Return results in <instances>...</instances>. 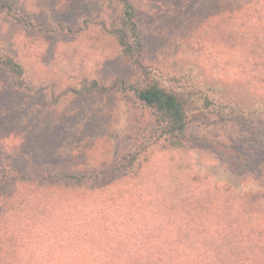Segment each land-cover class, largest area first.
<instances>
[{"label":"rangeland","instance_id":"rangeland-1","mask_svg":"<svg viewBox=\"0 0 264 264\" xmlns=\"http://www.w3.org/2000/svg\"><path fill=\"white\" fill-rule=\"evenodd\" d=\"M128 1L142 45L130 58L113 36L123 10L117 0H0V61L22 70L19 88L0 65V225L6 202L16 203L32 177L55 173L38 189L60 198L70 190L57 175L97 168L109 175L88 190L127 186V195L163 198L166 213L171 202L192 199L191 190H216L230 205L257 200L264 231V58L254 66L244 47L264 36V0ZM93 84L116 89L87 93ZM149 86L184 105L188 126L179 150L163 142L152 111L134 98ZM77 215L74 204L53 203L38 222L57 231L84 220ZM25 217L13 227L29 228ZM120 231L112 225L103 233L118 246ZM165 240L162 257L174 245L172 236ZM3 249L0 241V264ZM10 261L29 264L22 254Z\"/></svg>","mask_w":264,"mask_h":264},{"label":"trees","instance_id":"trees-1","mask_svg":"<svg viewBox=\"0 0 264 264\" xmlns=\"http://www.w3.org/2000/svg\"><path fill=\"white\" fill-rule=\"evenodd\" d=\"M117 1L123 10L113 36L122 54L130 58L142 48L141 32L129 1ZM244 44L250 54L255 55L254 66H258L264 58V36L253 37V43ZM0 65L21 88L20 66L12 60H1ZM112 89L116 87L104 91L93 84L87 93L104 91L102 93L106 94ZM134 98L142 108L152 111L163 142L179 150L188 126L182 101L156 86L134 91ZM135 159L133 152L127 160L133 164ZM46 174L32 177L35 184L30 182L28 191L17 193L16 203L7 201L5 204L8 216L0 225L3 229L0 241L7 256L3 264H13L10 258L21 254L27 257L29 264H182L179 259L184 260L187 255L196 263L201 260L198 264H264V231L258 229L263 211L257 208V200L225 204L218 191L205 188L197 192L191 190L188 198L192 199L182 201V205L175 201L167 203L170 207L166 213L163 198L138 192L127 195V186L117 191L113 187L88 190L86 186H94L103 175H109L97 168H88L79 176L57 175L62 185L70 190L60 198L50 195L46 189H38V184L55 173ZM176 181L173 183L177 184ZM53 203L57 207L74 204L77 216L84 220L68 224L67 228L59 226L57 231H44L38 222L41 220L38 213ZM95 209L103 216L99 213L92 216ZM147 213L152 215L150 221L142 219ZM21 214L26 215L29 226L23 232L20 225L18 230L13 227ZM173 215L176 217L171 219ZM196 216L199 219L194 218ZM97 225L104 228L98 230ZM112 225L121 230L123 243L118 246L113 236L103 233ZM171 236L174 245L169 249V256L162 257V246L167 243L165 238Z\"/></svg>","mask_w":264,"mask_h":264}]
</instances>
